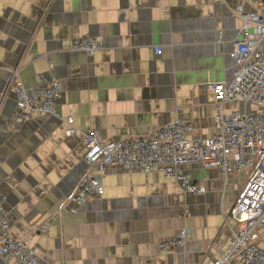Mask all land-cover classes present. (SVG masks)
Wrapping results in <instances>:
<instances>
[{
	"label": "crops",
	"instance_id": "0c3cea01",
	"mask_svg": "<svg viewBox=\"0 0 264 264\" xmlns=\"http://www.w3.org/2000/svg\"><path fill=\"white\" fill-rule=\"evenodd\" d=\"M239 5L258 9L256 0H0V193L15 237L53 264H208L220 256L248 169L226 177L183 165L207 188L193 194L158 172L112 165L102 199L72 211L68 196L87 171V147L66 135L63 117L103 141L142 138L175 119L193 126L188 138L211 137L216 107L207 86L234 76L230 52L242 20L231 9ZM84 35L102 37L103 49H71ZM14 70L26 87L57 75L61 117L35 114L10 128ZM184 227L186 244L163 251L160 241ZM259 233L264 249V227Z\"/></svg>",
	"mask_w": 264,
	"mask_h": 264
},
{
	"label": "built area",
	"instance_id": "2783aa9c",
	"mask_svg": "<svg viewBox=\"0 0 264 264\" xmlns=\"http://www.w3.org/2000/svg\"><path fill=\"white\" fill-rule=\"evenodd\" d=\"M256 2L257 10L248 11L242 5L231 9L242 20L230 52L235 70L232 80L207 86L210 101L216 107L215 131L211 137L190 139L187 133L193 126L175 119L142 138L103 141L97 132H84L76 127L72 116L63 117L66 135L82 137L87 147L84 155L87 171L68 196V203L74 205L72 211L90 199H102L105 192L102 175L112 165L127 172H158L175 179L184 191L193 194H204L207 188L192 181L182 171L183 165L217 167L226 177L248 169L247 180L225 217L230 231L229 245L208 264H264V249L259 243V231L264 227V0ZM103 47L102 37L84 35L73 41L71 49L93 55ZM155 51L160 54L162 49L156 47ZM11 85L17 93V103L8 124L10 128H18L35 114L61 117L57 104L61 83L57 75H52L45 86L26 87L14 70L8 86ZM228 105H231L229 110ZM5 199L0 193V257L4 263L53 264L42 259L28 241L12 234ZM47 228L46 224L39 227L44 233ZM190 233L184 227L162 239L160 248L169 251L185 245Z\"/></svg>",
	"mask_w": 264,
	"mask_h": 264
}]
</instances>
